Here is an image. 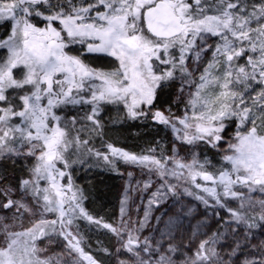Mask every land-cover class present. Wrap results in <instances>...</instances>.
Wrapping results in <instances>:
<instances>
[{"label":"snow or ice","instance_id":"6c2138e0","mask_svg":"<svg viewBox=\"0 0 264 264\" xmlns=\"http://www.w3.org/2000/svg\"><path fill=\"white\" fill-rule=\"evenodd\" d=\"M5 24L0 264H101L85 251L79 220L112 233L115 246L101 251L115 264H264V239H255L257 231L264 235V0H0ZM75 44L84 46L80 55L70 52ZM85 54L112 57L115 65L93 67ZM175 81L180 103L185 87L195 85L181 116L154 107L158 90ZM108 105H122L124 119L170 127L179 147L160 156L155 148L136 154L108 142L103 152L91 147L93 136L103 137ZM201 145L217 150L223 163L201 159L194 151ZM186 146L190 162L180 155ZM93 159L112 170L119 160L155 172L162 183L150 206L175 194L165 177L191 183L205 194L195 198L212 209L217 229L185 252L171 233L167 240L164 233L142 236L149 211L134 222L127 197L117 225L93 217L72 179L75 165ZM29 160L25 175L10 174L8 164ZM25 216L39 218L24 227ZM57 237L65 251L43 255Z\"/></svg>","mask_w":264,"mask_h":264},{"label":"rangeland","instance_id":"374dc122","mask_svg":"<svg viewBox=\"0 0 264 264\" xmlns=\"http://www.w3.org/2000/svg\"><path fill=\"white\" fill-rule=\"evenodd\" d=\"M8 31L9 29L6 24L1 26L0 39L4 38ZM18 73L19 69L14 70V75ZM179 86V81H175L170 83L167 88L158 92L159 100L157 103L160 110H165L170 107L176 116L183 114L188 99L187 93L189 91L194 92L195 85H192L191 88L185 87L183 94L184 103L176 100ZM165 114L167 115V112ZM177 127H180V125H177ZM136 128L137 130H135ZM108 137L114 139L115 143L116 141L123 142L124 144L130 143L131 152L136 154H148L147 150L149 148H155L157 150L155 153L157 156H160L161 151L164 155H171L169 150L174 145L179 147L180 144L176 138V133L170 127L161 125L150 119L146 121L131 120V128L126 126L124 129L109 131ZM139 140L142 144H138L137 141ZM99 144V138L93 136L90 140V146L95 149H100ZM189 147L186 146L184 150H181L180 155L186 161L190 162L191 151L188 150ZM204 149L205 146L203 145L194 149V151L201 154V159L204 157ZM210 149L217 151L212 148ZM217 155V160L212 161L219 167L223 162L220 160V153L217 152ZM31 163L32 161L29 160L26 163L17 162L15 165L8 164L7 167L12 176L19 178L26 174V167L30 166ZM90 164L91 166L75 165L72 169V179L76 185L83 189V195L85 197L83 207L93 217L102 218L103 222L117 225L119 223L121 201L127 197L128 215L132 217L134 222L142 221L145 211H149L150 223L149 226L142 230V236H151L160 239V233H164L165 240H167V234L171 233L172 243L187 245L184 248L185 252H187L188 248L194 251L200 240L207 238L217 229V220L212 216V209L206 207L201 201L195 198V194L205 195L200 189H196L191 183H186L183 180H177L170 176L165 177L164 179L170 185H175V194L168 192L166 196L159 198L157 203L150 206L149 201L153 199V193L160 188L162 180L155 172H149L146 168L126 163L120 167L118 166L120 171L113 178L116 189L115 206L108 208L96 196L97 193L95 192L97 190L93 189V185L97 178L99 179L103 176L101 169L110 166L106 165L103 161L94 159L90 161ZM146 183H150V186L147 188L144 186ZM185 188L193 192L194 195L185 193ZM161 191L167 190L161 189ZM232 206L235 207V202L232 203ZM220 215L226 217L227 213L224 210H220ZM38 218L25 216L24 227H30L32 219ZM47 218L54 217L48 214ZM77 223L80 225V233L84 237L83 246L85 249L93 254L97 260L101 261L102 264H115V256L110 257L101 251L102 248L111 250L115 246L116 241L112 233L103 227H97L95 224H90L84 220H79ZM255 239L257 241L264 239V235L257 231ZM56 240V243L48 246V251L43 255L51 256L55 259L65 251L63 239L57 237ZM39 243L42 247L45 246L43 240ZM64 259H67V257H64Z\"/></svg>","mask_w":264,"mask_h":264},{"label":"flooded vegetation","instance_id":"af4514ba","mask_svg":"<svg viewBox=\"0 0 264 264\" xmlns=\"http://www.w3.org/2000/svg\"><path fill=\"white\" fill-rule=\"evenodd\" d=\"M35 22H37L40 25H42V23H43L40 20H37ZM57 26L59 27L58 24H57ZM83 47H84L83 45H79V44L72 45L70 47V52H71V54H74V55H80L81 51L83 50ZM82 59H84L86 63L91 64L93 67L111 68L115 65L114 58L103 56V55H98V54H85L82 56ZM159 91L160 90H158V92ZM158 92H157V102L159 100ZM157 102L154 105V107L159 108V105ZM85 108H87V106H85ZM101 118H102V121L104 123V129H103L102 139H101V137H98L99 142H100V144H99L100 149L99 150L102 152L105 151V149L102 145H103V142H108V143H112L116 147H119V148H122L126 151L131 152V144L130 143L124 144L123 142H120V141H116V143H115L114 139H112L111 137H108L109 131H112L115 129H122V128L124 129L126 126L131 128V120L124 119V108H123V106L122 105H120V106H116V105L106 106L104 108L103 112L101 113ZM140 121H146V120H140ZM129 142H130V140H129ZM122 165H124V162L118 160L116 162L115 170H112L111 167L102 168L101 173L104 176L115 178L117 172L120 171L118 166L120 167ZM84 249H85V247H84ZM85 251L88 252L86 249H85ZM88 253H90V252H88ZM91 255H93V254H91ZM83 264H87V262L85 261V262H83Z\"/></svg>","mask_w":264,"mask_h":264},{"label":"trees","instance_id":"16d2710c","mask_svg":"<svg viewBox=\"0 0 264 264\" xmlns=\"http://www.w3.org/2000/svg\"><path fill=\"white\" fill-rule=\"evenodd\" d=\"M135 130H137V128ZM230 131H235V129L232 128V129H230ZM137 142H138V144H142V143H140V140ZM143 145H141V146H143ZM204 156H207L211 160L216 161L218 155H217V151H213L210 149V147L205 146ZM93 189L97 190L95 192V193H97L96 196L99 198V200L103 204L107 205L108 208L115 206L114 204H115L116 189H115V183H114L112 177H107V176L103 175L99 179L97 178L94 181Z\"/></svg>","mask_w":264,"mask_h":264}]
</instances>
